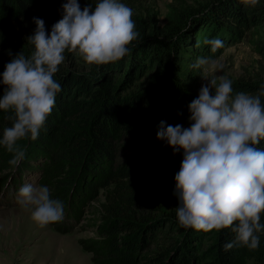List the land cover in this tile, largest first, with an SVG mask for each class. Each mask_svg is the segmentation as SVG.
Here are the masks:
<instances>
[{"label": "trees", "instance_id": "obj_1", "mask_svg": "<svg viewBox=\"0 0 264 264\" xmlns=\"http://www.w3.org/2000/svg\"><path fill=\"white\" fill-rule=\"evenodd\" d=\"M129 1L121 0L124 4ZM66 2L0 0V59L4 63L0 65V80L5 65L12 59L9 50L13 56L22 50L26 56L32 53L33 46L26 38L36 28L33 17L43 19L50 34L52 26L62 19V4ZM97 3L98 0L87 1L93 8ZM211 10L207 16L178 30L176 35L170 33L171 37L163 42L149 39L150 26L133 15L139 36L129 45L130 54L123 59L105 65L93 64L89 73L67 68L64 60L54 75L62 90L57 93L52 113L36 141L30 137L21 140L28 144L27 159L40 156L54 164H66L68 170H60L66 176L59 180L64 181L66 191L74 185L76 190H81L82 186L89 185L91 176L106 175V184L111 190L101 206V218L96 226L99 240H89L92 245L80 241L84 251L93 255V264H240L242 249L247 247L229 251L223 248L225 242L234 238L230 228L215 230L214 242L209 250L212 258L201 262L199 245L205 232L183 227L179 223L177 198L173 208L165 214H161V206L153 201V195L159 190L174 193L176 187L173 171L160 168L156 162V153L164 142L157 138L160 122L184 126L190 116L188 105L194 99L190 94L185 95V102L179 107V117L170 111V99L158 109L157 101L150 104L148 117L142 121V126L139 125L143 129L133 158L115 164V143L121 135L135 128L128 114L140 99L139 96L128 97L124 93L156 55L164 61L161 68L163 80L158 83V89L164 97L170 94L176 96L177 93H184L187 54L197 50L215 59L229 45L242 42L254 26L264 23V0H257L255 4L252 0H225L213 5ZM218 37H222L224 47L212 52L211 45L204 41ZM68 55L65 51L64 56ZM121 74H126V79L121 80ZM232 86L234 93L257 92L254 86L244 82H234ZM3 87L0 83V96ZM9 115L11 111L0 109L2 135L4 128L12 126V121L7 119ZM257 147L264 149V140ZM67 196L68 192L63 193L64 198ZM261 223L264 224V214L261 215ZM161 230H169L175 235L172 242L153 255H145ZM61 233L70 232L64 230ZM259 235V247L251 250L254 264H264V232Z\"/></svg>", "mask_w": 264, "mask_h": 264}, {"label": "clouds", "instance_id": "obj_2", "mask_svg": "<svg viewBox=\"0 0 264 264\" xmlns=\"http://www.w3.org/2000/svg\"><path fill=\"white\" fill-rule=\"evenodd\" d=\"M257 0H252L255 4ZM133 10L121 0H98L83 9L78 0L62 4V19L49 34L43 19L33 17L36 25L24 51L9 55L12 59L2 73L3 94L0 109L11 111V127L3 130V145L18 166L26 152L18 141L30 137L36 141L62 90L54 79L64 62L65 51L78 53L92 65H105L130 54L129 45L137 40ZM211 51L224 47L222 40L206 39ZM199 46V45H197ZM201 70L199 95L189 105L190 127L166 125L161 121L157 138L183 150L180 170L175 174L174 195L178 199L176 215L186 228L211 232L231 229L234 238L224 243L225 251L247 247L255 250L264 232V88L253 95L235 92L232 81L216 73L224 67L212 57H200L190 65ZM211 72L213 75H205ZM19 203L31 211L41 228L64 219V204L51 198L45 185L26 183L19 189Z\"/></svg>", "mask_w": 264, "mask_h": 264}, {"label": "rangeland", "instance_id": "obj_3", "mask_svg": "<svg viewBox=\"0 0 264 264\" xmlns=\"http://www.w3.org/2000/svg\"><path fill=\"white\" fill-rule=\"evenodd\" d=\"M87 1L78 0L82 9ZM223 1L225 0H130L126 5L133 10L134 16L141 18L150 26L148 38L163 42L171 37L170 33L176 35L178 30L185 29L194 20L207 16L213 5ZM160 31L162 33L158 34ZM218 39L222 40V37ZM67 52L69 53L65 56L67 68L83 73L90 72L93 64L86 63L78 53ZM200 57L208 56L197 50L187 54L184 66L187 74L183 79L184 93H177L176 96L170 94L164 97L158 89V83L163 80L161 68L164 66V61L158 55L142 73L137 75L124 93L128 94V97H140L135 102L134 110L128 114L129 121L135 128L121 135L116 141V165L133 158L139 144L140 131L143 129L140 126L149 115L150 104L157 101L158 109L170 99V111L179 117V107L183 106L185 95L190 94L194 99L198 97L202 84L201 70L190 65ZM215 59L224 65L223 69L215 74L217 83L219 76H225L232 83L244 82L254 86L257 92L253 95L257 94L264 88V23L254 26L242 42L229 45ZM3 64V60L0 59V65ZM204 74L213 75L211 72ZM125 75H119L120 79H126ZM184 127H190L189 119ZM2 138L0 128V139ZM18 144L25 152L28 151L26 142L20 140ZM156 154V162L160 168L171 169L173 174L180 170L183 150L174 154L172 147L163 142ZM26 157L18 166H13L9 163L13 154L0 145V264H93V255L84 251L80 241L92 245V241L89 240H99L96 226L101 218V206L111 190L106 184V175L101 173L91 176L87 187L84 185L81 190H76L74 185L66 191L67 189L63 187L64 181H59L66 176L60 171L64 168L68 170L65 163L54 164L50 160L39 158L40 156L32 160ZM105 167L108 170L109 166ZM26 183L47 186L51 198L63 202L65 215L61 222L41 228L33 221L31 211L25 209L18 198L19 189ZM65 192H68L66 198L63 197ZM176 198L174 193L167 190H159L153 195L154 203L162 208L161 214L168 213L173 208ZM64 230L70 233L62 234ZM215 233V230L204 233L198 254L201 262L212 258L209 250L214 242ZM173 237L175 235L169 230L159 231L144 254L153 255L159 249L167 247ZM240 264H254L251 250L242 249Z\"/></svg>", "mask_w": 264, "mask_h": 264}]
</instances>
